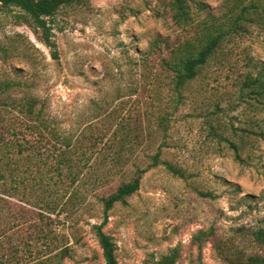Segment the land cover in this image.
I'll use <instances>...</instances> for the list:
<instances>
[{
	"label": "rangeland",
	"instance_id": "1",
	"mask_svg": "<svg viewBox=\"0 0 264 264\" xmlns=\"http://www.w3.org/2000/svg\"><path fill=\"white\" fill-rule=\"evenodd\" d=\"M168 1L84 0L63 7L50 23L59 66L17 9L0 8V81L22 82L15 93L43 100L48 118L73 141H106L119 124L146 126L143 143L124 152L128 166L144 168L159 147V160L182 173L163 165L149 169L138 190L108 211L103 232L115 244L117 264H143L171 249L178 250L175 264H225L218 242L243 257L253 254L257 249L244 232L264 220V139L251 133L264 132V105L238 91L253 62L264 64V20L227 40L173 111L159 64L183 28L171 20ZM188 2L193 20H202L218 16L226 0ZM159 118L164 136L155 128ZM97 171L101 179L87 186L83 209L71 219L59 217L56 245L69 255L50 264H104L91 229L103 220L95 196L128 181L132 169ZM210 228L213 235H198Z\"/></svg>",
	"mask_w": 264,
	"mask_h": 264
},
{
	"label": "trees",
	"instance_id": "2",
	"mask_svg": "<svg viewBox=\"0 0 264 264\" xmlns=\"http://www.w3.org/2000/svg\"><path fill=\"white\" fill-rule=\"evenodd\" d=\"M84 0H0V8L17 9V17L32 29L48 50L51 60L60 65L59 53L52 38L51 19L63 7L81 5ZM171 20L182 29V37L160 59L159 66L167 74L173 92L172 110L185 97L188 85L195 81L203 68L217 59L222 47L232 36L245 35L251 23L257 26L264 20V0H226L218 16L193 20L188 0H169ZM253 72H247L239 81V95L261 100L264 105V64L253 62ZM19 81H0V264H50L69 255L67 247L56 245V226L59 217L71 219L84 207L88 185L97 186L96 169L109 173L131 167L128 181L120 183L108 194L101 189L95 196L101 205L102 222L92 225L104 264H117L115 244L103 232L107 213L134 194L143 174L163 165L173 175L182 176L179 169L159 160L160 148L149 156L148 164L140 168L135 162L128 166L126 152L143 143L146 126L136 129L121 125L115 127L108 140L94 139L85 143L73 141L61 134L44 112L45 102L27 93H15ZM215 109L217 103H213ZM162 136L166 131L164 119L155 125ZM154 129V128H153ZM135 131V136H133ZM139 131V132H138ZM264 139V132H251ZM234 158L240 159L237 146L228 142ZM125 152V153H124ZM95 155V156H94ZM100 161H105V165ZM94 169L92 173H85ZM88 189V190H87ZM213 235L212 228L199 234ZM257 252L243 257L218 242L217 255L225 264H264V220L259 226L244 232ZM178 250L171 249L159 257L152 255L143 264H175Z\"/></svg>",
	"mask_w": 264,
	"mask_h": 264
}]
</instances>
